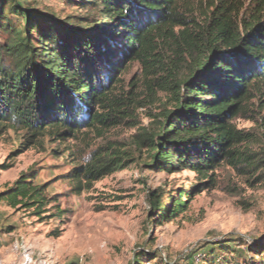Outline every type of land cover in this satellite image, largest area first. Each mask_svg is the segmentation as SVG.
<instances>
[{"label":"trees","instance_id":"16d2710c","mask_svg":"<svg viewBox=\"0 0 264 264\" xmlns=\"http://www.w3.org/2000/svg\"><path fill=\"white\" fill-rule=\"evenodd\" d=\"M66 1L87 14L60 19L0 0V131L18 134L19 152L130 120L143 106L135 90L141 86L146 96L167 94L161 110L137 128L129 147L110 142L76 164L69 174L76 191L137 160L207 178L166 201L158 189L148 191L147 216L160 221L185 211L222 164L264 179V150L253 149L252 134L234 123L251 99L264 107V0L240 17L232 2L215 0L201 21L186 13L184 0ZM132 60L144 75L124 92L118 74ZM36 177L21 173L0 200L45 212L46 184ZM262 255L256 264H264Z\"/></svg>","mask_w":264,"mask_h":264},{"label":"rangeland","instance_id":"374dc122","mask_svg":"<svg viewBox=\"0 0 264 264\" xmlns=\"http://www.w3.org/2000/svg\"><path fill=\"white\" fill-rule=\"evenodd\" d=\"M19 1L60 19L87 14L66 0ZM214 1L183 3L186 13L201 21ZM228 2L236 6L239 17L255 7V0ZM143 75L138 61H128L117 86L125 92L132 81L141 85ZM135 90L143 106L136 105L134 117L116 127H86L74 139H45L42 146L22 152L16 132L0 131V192L21 173L34 171V183L46 184L49 199L40 214L33 207L13 208L0 200V264L259 263L264 251V179L255 181L222 164L213 170V185L192 194L185 211L160 221L147 216L148 191L158 189L166 201L168 195L189 192L207 178L187 169L155 171L137 160L80 192L74 189L69 174L76 164L110 142L129 147L137 128L147 125L167 98L162 91L146 96L143 87ZM234 123L252 134L253 149L264 150V107L255 98Z\"/></svg>","mask_w":264,"mask_h":264}]
</instances>
